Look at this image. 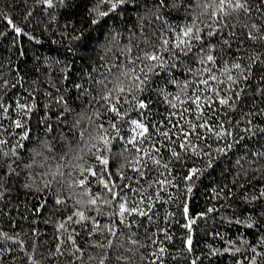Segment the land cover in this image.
<instances>
[{
	"label": "trees",
	"instance_id": "obj_1",
	"mask_svg": "<svg viewBox=\"0 0 264 264\" xmlns=\"http://www.w3.org/2000/svg\"><path fill=\"white\" fill-rule=\"evenodd\" d=\"M113 2L0 0V264H264V0Z\"/></svg>",
	"mask_w": 264,
	"mask_h": 264
},
{
	"label": "snow or ice",
	"instance_id": "obj_2",
	"mask_svg": "<svg viewBox=\"0 0 264 264\" xmlns=\"http://www.w3.org/2000/svg\"><path fill=\"white\" fill-rule=\"evenodd\" d=\"M46 2L49 4V6H51V0H46ZM99 2L100 3H105V2H108V0H99ZM122 2H124V0H117V2L111 3V8L114 10L117 7V4L118 3H122ZM160 2L162 4V0H160ZM218 3H219V7H220V11L221 12H223L227 7H232L234 9H244V10L247 11V9L245 8V4L247 3V0H244V3H241L240 0H235V3H233V0H218ZM101 15H107V12H102ZM16 31L19 32L20 30L17 29ZM198 31H199V29H196L194 31L193 27H186L185 30H183L182 32H180L179 36L175 39V41H174L175 47L177 49H181L183 47V48H185L187 50H190L191 47H192V45L189 43V40H191V39H200L201 38L200 36H198L196 34V32H198ZM209 35H211V33H209ZM146 59L152 60V61H157V60H160L161 57L158 54H150V55L149 54H146ZM207 60L210 61V62H212L213 61V57L211 55H209V56H207ZM147 67L148 66L146 65L145 68H147ZM232 67L238 69V68L241 67V65L237 63V64L232 65ZM133 71H135V69H133ZM140 71L143 73V77L144 78L142 79L140 76H136L135 77V80L137 81L136 89L142 91L143 89H142L141 85L145 84L146 81H147V71H145L144 68L140 69ZM211 79L215 80L216 77L215 76H212ZM228 79L229 80H232L233 78H232L231 75H229L228 76ZM233 82H235V81H233ZM204 83L207 84L208 81L205 80ZM119 91L121 93H123L125 91V89L124 88H120ZM104 99H108V97H104ZM199 101H200V97L197 96L196 97V101H195L196 104H197V108H200L201 107ZM228 102L229 101L227 99H221V100H219V103L220 104H228ZM138 106H139V108L143 109L147 105L145 103H143V102H139ZM110 110L113 111V112H115L117 115L120 114L119 109H117L115 106H113ZM132 123L134 125H136V128L137 129H141V131L138 133L139 136H144L148 132V128L145 127L142 123H140L138 121H135V120H133ZM17 126H19V125H17ZM101 127H102V125H101ZM197 127L206 128L209 132L215 131L214 128L208 126L207 122L202 123V124H199V125H192L193 130H195V128H197ZM192 134L193 133L185 132L184 133V136L185 137H188V136H190ZM165 135H167V133H165ZM215 135L217 137H221L222 138L224 136L231 135V133L227 132V130H225L224 132L215 131ZM197 138L198 139L200 138V135L199 134H197ZM102 139H103V142L105 144L108 143V140L107 139H104L103 137H102ZM141 142H143V141H141ZM188 147H189V143H181L180 144V148H182V149H188ZM225 147L230 148L231 145H225ZM191 150L193 152L196 151L195 145L192 146ZM218 151H221L222 152V151H224V148L218 149ZM205 154L206 155H210L209 153H205ZM172 155L173 156H176L177 158H179V153H177V152H173ZM100 160H101V164H103V165H107L109 163L108 159H106V158H100ZM156 163L159 164L160 161L157 160ZM211 163H212V161L210 159L209 160V165H211ZM237 163H239V161H237ZM164 167H167V165H164ZM85 171L89 172L93 176H95L97 174L95 171H93L90 168L85 169ZM196 172H197V169H190L189 170V175L186 176L185 179H192V176ZM84 183H85V181L84 180H81L80 181V186L83 187L84 186ZM105 187L106 188L108 187V184L107 183H105ZM261 195L264 196V193H261ZM89 202L91 204H93V205L96 204V200L95 199H92ZM57 203H61V201L58 200ZM137 211H139V210L137 208H135V207H133L131 209H128V208L125 207V205L123 203L120 205V212H121V214H123L124 212H137ZM187 211H188V209L185 207V213H187ZM210 211H211V209H210ZM139 214L140 215H144L143 212H139ZM79 216H80V219L81 220H84L85 219L83 212H80L79 213ZM69 219H71V217H69ZM191 223H194V221H190L189 225H186V227H190V224ZM61 227H63V225H61ZM188 246H189V248L191 247V239L188 240Z\"/></svg>",
	"mask_w": 264,
	"mask_h": 264
}]
</instances>
